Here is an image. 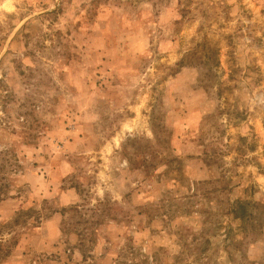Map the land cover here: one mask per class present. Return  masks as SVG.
<instances>
[{
  "label": "rangeland",
  "instance_id": "374dc122",
  "mask_svg": "<svg viewBox=\"0 0 264 264\" xmlns=\"http://www.w3.org/2000/svg\"><path fill=\"white\" fill-rule=\"evenodd\" d=\"M0 264H264V0H0Z\"/></svg>",
  "mask_w": 264,
  "mask_h": 264
}]
</instances>
